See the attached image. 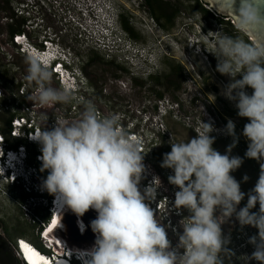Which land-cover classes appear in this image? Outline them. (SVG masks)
I'll list each match as a JSON object with an SVG mask.
<instances>
[{"label":"clouds","instance_id":"obj_1","mask_svg":"<svg viewBox=\"0 0 264 264\" xmlns=\"http://www.w3.org/2000/svg\"><path fill=\"white\" fill-rule=\"evenodd\" d=\"M139 2L136 9L128 7L132 17H139L136 12L144 11L143 1ZM122 13H127V9ZM241 16L237 27L249 34L259 22L257 15L251 7H246ZM141 20L146 23L143 18ZM117 21H120L119 17L110 27L112 31H119L113 28ZM229 21L232 22H226ZM224 26L220 24L214 33L211 30L205 33L218 46L214 53L218 59L216 71L230 77L223 94L235 103L238 116L249 121L243 129V135L249 141L245 156L264 160V41L247 42L243 38L227 36L228 29ZM13 39L20 53L27 56L26 79L38 84L37 94L30 98L34 102L51 105L67 103L73 98L66 87L46 86L52 75L59 83V73L55 72L59 67L57 64L68 71V80L74 76L77 93L85 94L91 89L87 76L81 70L74 71L72 54L55 43L52 36H44L37 46L26 33L16 34ZM167 56L163 52L159 59ZM154 60L146 58L145 65L153 64L155 67L157 61L155 63ZM247 88L253 89L251 95ZM2 99L0 95V101ZM26 117L27 122L23 124L20 135L13 134L12 128L10 130L9 138L21 142L18 146L6 148L5 142L9 138L0 131V195L6 194V188L8 191L22 185L27 191L29 186L31 191L27 192L38 194L40 204L50 209V222L42 224L40 232L48 252L23 239L35 254L33 260L37 264H53L54 261L59 264V259H62L61 264H222L219 254L232 250L227 247L231 240L230 236L224 235L220 216L228 221L235 217L241 228L251 226L258 230L256 235L250 233L248 242L254 251L248 259L249 262L264 264V164H261L254 188L248 193L243 192L240 182L232 175L243 164V158L231 155L238 140L233 121H228L226 132L234 138V143L225 154L213 147L215 137L211 133L215 129L212 123L204 120L195 130V138L186 142H170L171 151L164 154L161 167L172 170L169 183L179 189L175 192L173 207L178 215L184 209L189 212L180 221L183 231L178 233V244L173 246L167 228L158 222L156 211L150 206V202L157 198V185L161 180L154 176L141 191L140 184L146 173L145 154L139 142L121 130L118 115L101 117L89 102L77 121L68 123L56 119L50 130L45 127L36 129L31 139L38 142L37 145L29 141L27 132L39 126L38 119L32 121L29 115ZM31 146L41 148L33 164L30 162ZM9 151L12 152L10 155ZM41 171H46L47 177ZM244 180L247 181L248 177L245 176ZM48 193L53 196L46 197ZM245 196L246 205L239 207ZM57 200L60 202L59 215L65 206L78 217H83L90 209L95 210L97 216L91 221V228L81 220L80 230L75 234L68 233L63 225L60 226V216L55 227L60 226L57 236L51 238L53 241L47 239L49 228L57 217L54 213ZM257 205L258 211H252ZM85 231L96 234L94 246L87 251L70 249L69 236H81ZM246 236L244 232L239 237L241 242ZM246 243L243 244L245 250ZM19 244L18 241L16 248L20 258L31 264Z\"/></svg>","mask_w":264,"mask_h":264},{"label":"rangeland","instance_id":"obj_2","mask_svg":"<svg viewBox=\"0 0 264 264\" xmlns=\"http://www.w3.org/2000/svg\"><path fill=\"white\" fill-rule=\"evenodd\" d=\"M142 1L145 12L137 11L139 17H132L128 7L136 9L139 0L135 1L136 4L134 0H0V91L4 98L0 101V131L4 134L9 129L6 121L11 114L26 115L28 106L38 116L39 126L50 130L55 126L56 119L68 123L80 119L85 104L90 102L103 117L116 114L119 116L120 125L134 129L146 139L152 137L158 139L159 144L155 150L160 148V154L158 157L155 154L148 157L146 161L149 164L146 163L145 166L152 179L158 175L160 185L165 189L163 195L172 197L171 202L174 204V185L167 180L171 169L161 167L164 154L171 151L170 142H186L195 138L197 136L195 130L199 129L200 122L204 120L214 126L215 131L211 133L215 137L213 147L221 154H225L228 147L234 143V138L226 132V125L231 120L235 123L238 138L231 155L243 158V164L232 175L240 182L241 190L248 193L258 180L264 160L257 161L245 156L249 141L243 135V129L249 121L238 116L235 103L223 94L230 77L216 71L218 59L214 53L218 46L205 33L208 30L214 33L217 27H220L221 17H210L199 12V6L195 5L194 0H162L170 4V11L172 13L175 11L176 15L173 24L162 27L161 24H164L165 20L156 19L146 1ZM204 8L208 9L205 5ZM125 9L126 16L129 15L131 18L130 27L133 28L131 33L120 26V21L113 27L118 28L120 33L112 31L110 27ZM223 22L227 24L224 26L228 29L227 36L251 42L244 32L237 31L232 22ZM11 28H24L30 41L36 46L41 43L44 36L55 38V43L72 54L74 71L83 72L84 63L96 62L92 67L86 68L89 74L85 73L91 86L90 94H83V99L72 96L67 103L51 105H41L31 100L30 98L37 94L38 84L26 79L27 56L20 53L13 37L11 40ZM132 33L137 38H134ZM164 50L175 56V61L168 59L167 56L160 63L158 59ZM144 57L150 61L158 60L157 63L155 60L154 62L157 67L162 66L165 72L168 70V64L176 67L183 66L181 63L183 62L185 82L182 90L166 93L164 101L159 102L153 92L156 87L149 77V73H152L151 76L156 74V68L153 64L145 65ZM109 63H113L114 66L108 65ZM117 66L122 69L116 68ZM6 70L9 71L8 84L3 78ZM113 74L118 76L116 80ZM191 75L195 81L189 80ZM57 82L52 75L46 86L62 89ZM142 83L145 84L140 85ZM18 85L21 87L17 92L15 87ZM22 87L26 88L24 97L19 96ZM100 90L102 93H99ZM157 90L163 92L164 88L160 87ZM246 91L251 95L253 89L247 88ZM74 106H79V111H74ZM8 143L16 147L21 142L9 138ZM39 149L41 148L37 146L30 148L32 164L35 163L34 157ZM245 176L248 177L247 181L244 180ZM146 179L143 178L141 181V191ZM9 189L7 191L6 188L5 195H0V264H16L17 260H22L16 248L20 239L33 244L40 243L46 249L40 236L43 229L40 224L42 216L37 215L38 210L43 211L42 214L45 213L44 205L40 204V196L36 193L29 194L23 190L22 185ZM246 203L247 196L239 207H244ZM173 204L169 207L163 205L164 208L157 211L156 218L167 228L168 237L172 245L176 246L179 240L178 233L183 231L180 221L187 217L189 212L185 209L182 216H177ZM258 209L259 205L252 211ZM69 214L70 209L62 213L60 223L66 228L65 231L75 234ZM84 215L90 220L96 218L87 212ZM219 219L224 235L230 236L231 242L227 247L232 250L219 254L222 264H257L256 261L249 262L248 259L254 248H251L250 252L246 251L245 247L244 250L238 248L241 239H237L235 235L241 226L235 217L231 221L225 220L223 216ZM247 227L242 228L247 234L245 241H242V244L247 242L246 248L250 244L248 242L250 233L256 235L258 232L254 227L253 230ZM86 232L77 236L79 238L71 236L74 239L71 243L87 245L92 241L94 232L89 234L87 232L88 235ZM22 233L25 234L24 237Z\"/></svg>","mask_w":264,"mask_h":264},{"label":"built area","instance_id":"obj_3","mask_svg":"<svg viewBox=\"0 0 264 264\" xmlns=\"http://www.w3.org/2000/svg\"><path fill=\"white\" fill-rule=\"evenodd\" d=\"M19 41V40H17ZM57 67L55 69V72H58L59 74H57V77H58V80H59V84H60V87L62 88H68L69 91L72 93V96H75L79 99H83V96L84 95H87V94H90L91 92V89L90 90H87V92L83 95H78V93L75 91L76 90V85L74 84V76H71L70 77V80H68V71L62 66V65H59L57 64ZM86 91V90H85ZM0 95H2V92L0 91ZM19 96L21 97H24L26 96V88L25 87H22L20 92H19ZM84 101V100H83ZM79 106H74L73 107V110L74 111H79L78 109ZM32 108H30L29 106L26 107V115H29L31 118H32V121L34 119H38V116H36V114L33 112V110H31ZM32 113V114H30ZM101 113V112H100ZM99 113L98 111V114L103 117L101 114ZM26 115H23V116H15L14 119L12 120L11 122V126H12V131H13V134L15 135H20L21 133V128L23 127V124L27 122V117ZM120 125V124H119ZM29 127H31V125H29ZM38 128H42L41 126H35V127H32L28 130L27 132V135L29 137V141L34 144V145H37L39 144L38 142L34 141L31 139V135L35 132L36 129ZM120 128L122 131H124L130 138L134 139L135 141L139 142V146H140V149L142 151L143 154H145V158H144V164L146 165L149 164L147 160L148 157H151V156H154L155 154V149L156 147L158 146V139L156 140V138L152 137L151 139H146L144 138L142 135H140L138 132H135L134 129L132 128H126L122 125H120ZM1 133V132H0ZM5 147L10 149V144L8 142H5ZM18 149H22L21 147H18ZM12 152L9 151L8 155H10ZM149 170V169H148ZM33 171H35V168L33 169ZM167 173V172H166ZM168 174V173H167ZM173 172L171 170V172L168 174V175H172ZM157 175V174H156ZM151 176V173L148 174V171L146 169V173L144 175V179L146 178H149V179H146L145 181V184L143 185V188L146 187L147 185H149L151 182H152V177ZM158 176V175H157ZM168 180V179H167ZM169 181V180H168ZM172 185V184H171ZM157 187H159L158 189V195H157V198L155 201H151L150 202V206L156 211H161L164 207L166 206H172L173 202H171V198L167 195H163V192L165 191V189L163 188V186H161L160 184L157 185ZM174 192L178 191L179 189L174 186ZM27 191H31V188L28 186L26 187ZM175 194V193H174ZM174 199V198H173ZM57 202L55 201V206H56ZM164 205V207H163ZM174 205V204H173ZM185 211V209H184ZM176 212V210H175ZM182 212L183 210H181V213L178 215L177 212H176V215L177 216H182ZM20 241H24L23 239H20ZM19 248H21L20 244H19Z\"/></svg>","mask_w":264,"mask_h":264},{"label":"water","instance_id":"obj_4","mask_svg":"<svg viewBox=\"0 0 264 264\" xmlns=\"http://www.w3.org/2000/svg\"><path fill=\"white\" fill-rule=\"evenodd\" d=\"M205 6L210 8L216 15L226 18L228 20H231L233 24L237 27L239 20L242 18L241 13L242 10L246 7H251L258 18V23L253 27L252 31L249 34H246L249 38L250 41L252 42L253 40L255 41H264V0H201ZM238 28V27H237ZM91 217H96L97 212L93 209H90L87 212ZM71 219L70 224L75 230L77 231L79 228V222L80 217H78L71 209H70V214ZM84 222L86 224V227L91 228V221L86 215L83 216ZM66 224V223H65ZM92 232V231H91ZM93 239L91 242H89L87 245L80 244V248L78 250H83L87 251L90 250L96 240V234L93 233ZM66 238L68 236H65ZM71 241L74 239L71 238ZM75 248V247H73ZM77 249V248H75Z\"/></svg>","mask_w":264,"mask_h":264},{"label":"flooded vegetation","instance_id":"obj_5","mask_svg":"<svg viewBox=\"0 0 264 264\" xmlns=\"http://www.w3.org/2000/svg\"><path fill=\"white\" fill-rule=\"evenodd\" d=\"M146 1V4H147V0H145ZM201 1V0H200ZM202 2V1H201ZM166 3V2H165ZM148 6V5H147ZM149 7V6H148ZM149 10H150V8H149ZM200 12V11H199ZM168 13H169V15H170V17H171V22H169V23H167L166 22V20L163 22L164 24H161V26L163 27V26H166V25H168V24H173V18H175V12L173 11V13L170 11V9H169V11H168ZM201 13H203V12H201ZM205 14V13H204ZM207 15V14H206ZM214 15V14H213ZM212 15V16H213ZM210 16V15H209ZM220 17V16H219ZM219 17H217V18H219ZM226 18H223V17H221L220 18V22H221V24H224L225 26L227 25V24H225L223 21H225L226 22V20H225ZM235 27V26H234ZM236 29H237V31H240L237 27H235ZM228 34V33H227ZM164 53L165 54H168L169 56H168V59H174V61H175V56H173L172 54H170L169 53V51L167 52V51H165L164 50ZM166 58V57H165ZM165 58H160V59H158V60H160V63L161 62H163L164 60H165ZM158 60H157V62H158ZM94 63H96V62H86V63H84V66L82 67V70H84V71H86V73L87 74H89L88 73V71L86 70V68L88 69L90 66L92 67L93 65H94ZM182 63V65L183 66H174V65H172V64H168V70L165 72V70H164V68L162 67V66H158L157 67V64H156V66H155V68H156V74L154 73V75L153 76H151L150 74H149V77H151V79H152V82H153V84H154V86L156 87V90H153V92H155V96L157 97V100L159 101V102H162V101H164V99H163V97H165L166 96V93H170V92H175V91H181L182 90V86L184 85V82H185V77H184V69H185V65H184V63L183 62H181ZM166 64V63H165ZM108 65H110V66H114V64L113 63H109ZM172 65V66H171ZM116 68H121V67H119V66H117ZM122 69V68H121ZM164 71V72H163ZM142 72H139V74H141ZM109 75H112V73H109ZM171 75V76H170ZM87 76V75H86ZM113 76L115 77V80H116V78L118 77V76H116V75H114L113 74ZM173 77V78H172ZM88 79V78H87ZM119 79V78H118ZM189 80H194L195 81V78L191 75V78H189ZM109 81V79L106 81V82H108ZM145 84V83H144ZM143 83L142 84H140V85H144ZM160 87H163L164 88V90H163V92H161V91H158L157 89L159 88L160 89ZM101 89H103V88H101ZM105 91H107V89L105 90ZM199 120V119H198ZM239 227V226H238ZM249 227V229L251 228V229H253V227H250V226H248ZM244 235V231H243V229L241 228L240 229V231H238L237 233H236V235H235V237H237V239L240 237V236H243ZM236 239V238H235ZM240 240V239H239ZM238 248H240L241 250H244V246H243V244H242V242L240 243V245H238ZM248 249H246V251H248V252H250L251 251V248L253 249V246L251 245V244H249V246L247 247Z\"/></svg>","mask_w":264,"mask_h":264},{"label":"trees","instance_id":"obj_6","mask_svg":"<svg viewBox=\"0 0 264 264\" xmlns=\"http://www.w3.org/2000/svg\"><path fill=\"white\" fill-rule=\"evenodd\" d=\"M194 2H196V4L195 5H198L199 7H198V11H200V12H203V13H205V14H207V15H210V16H212L213 14L211 13V11H210V9H206V8H204V3L203 2H201L200 0H194ZM147 4H148V6L150 7V9H151V13H152V15L156 18V19H158V20H160V19H164V20H166V22L167 23H169V22H171V17H170V15H169V13H168V11H169V9H170V4L169 3H165V2H163L162 0H147ZM175 12V11H174ZM176 16V15H175ZM119 18H120V23L122 24V27H123V29L126 31V32H128V33H131V31H132V27H130L131 26V18H130V16L129 15H127L126 16V14L125 13H122L120 16H119ZM163 27H166V26H163ZM27 34V31L24 29V28H22V29H20V28H11V30H10V37H11V40H12V37L14 36V35H16V34ZM132 36L134 37V38H137V36H134L133 35V33H132ZM8 73H9V71L8 70H6L5 71V74L3 75V78H5V80L7 81V84L9 83V79H8ZM83 73L85 74L86 72L83 70ZM86 75V74H85ZM171 76V75H170ZM173 78V77H172ZM13 85V84H12ZM20 87H21V85H18V86H16L15 88H16V91L18 92V90L20 89ZM101 92H99V93H102V90H100ZM97 97L98 98H100V95H98L97 94ZM4 99V98H3ZM16 115H14V114H11L10 115V118L6 121V124H7V126H8V130L6 131V132H4V134L6 135V137L7 138H9L10 137V130H11V122H12V120L14 119V117H15ZM159 154H160V148L158 149V150H156L155 151V156H159ZM36 155H37V152H36ZM35 155V156H36ZM37 163V162H36ZM41 167H42V164H40V170H41ZM41 173L42 174H44V176L45 177H47V175H48V173L46 172V171H41ZM53 195H50L49 193L46 195V197H48V198H51ZM41 212H43V211H40V210H38V216L40 215V216H42L41 218H42V221L40 222V224H44V225H46V224H48L49 222H50V219H51V214H50V212H49V210L46 208L45 209V213L44 214H42ZM36 216V215H35ZM38 216H36L37 218H38ZM42 228H40V230H41ZM22 235H23V237H24V235L25 234H23L22 233ZM39 236V235H38ZM40 237V236H39ZM19 239V238H18ZM38 248H40L42 251H44V252H48V250L47 249H45L43 246H42V244H38V243H36L35 244ZM21 261V262H20ZM17 260L16 261V264H26L25 262H23L22 260ZM2 264V263H1Z\"/></svg>","mask_w":264,"mask_h":264},{"label":"bare ground","instance_id":"obj_7","mask_svg":"<svg viewBox=\"0 0 264 264\" xmlns=\"http://www.w3.org/2000/svg\"><path fill=\"white\" fill-rule=\"evenodd\" d=\"M59 204H60V202L57 200V204H56V209H55V211H54V213L56 212L57 213V217H56V219H55V224L54 223H52V225L50 226V228H49V232L50 233H48V236H47V239H50L51 241H53L51 238L54 236V235H56L57 236V232H58V230H59V227L62 225L61 223H60V226L59 227H57L56 229H55V227H56V225L57 224H59V221H60V216L62 215V213H65L66 211H67V209H68V207L67 206H65L64 207V209H63V211L60 213V215L58 214V209H59ZM80 220H82V221H85L84 220V218H80ZM85 223V222H84ZM85 226H86V224H84ZM79 230H80V228H78ZM80 232V231H79ZM59 234H60V231H59ZM77 237V236H76ZM77 238H79V237H77ZM81 238V237H80ZM81 240V239H80ZM59 241H60V243L62 244V241H61V238L59 237ZM25 242V241H24ZM26 243V242H25ZM69 243V242H68ZM68 246L70 247V249H72V250H78V248H80V246H82V245H80L79 243H74V242H72L71 244L69 243L68 244ZM73 247H75V248H77V249H75V248H73ZM24 250V249H23ZM80 250V249H79ZM20 252H21V250H20ZM22 254V253H21ZM23 256V255H22ZM24 258V257H23ZM24 261H25V259H23ZM30 261V260H29ZM26 262V261H25ZM31 262V264H37L36 263V261H34L33 259L30 261Z\"/></svg>","mask_w":264,"mask_h":264},{"label":"snow or ice","instance_id":"obj_8","mask_svg":"<svg viewBox=\"0 0 264 264\" xmlns=\"http://www.w3.org/2000/svg\"><path fill=\"white\" fill-rule=\"evenodd\" d=\"M53 223L55 224V221H53ZM20 246H21L22 249L25 250L26 258L31 261L33 259V256L35 255L33 253L32 249L24 241H20Z\"/></svg>","mask_w":264,"mask_h":264}]
</instances>
